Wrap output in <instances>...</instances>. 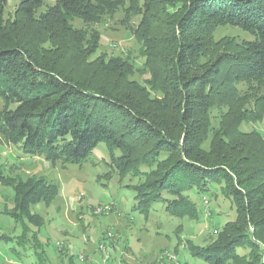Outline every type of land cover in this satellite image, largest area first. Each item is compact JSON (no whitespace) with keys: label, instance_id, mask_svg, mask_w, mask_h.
Segmentation results:
<instances>
[{"label":"trees","instance_id":"obj_1","mask_svg":"<svg viewBox=\"0 0 264 264\" xmlns=\"http://www.w3.org/2000/svg\"><path fill=\"white\" fill-rule=\"evenodd\" d=\"M7 2L0 0V136L63 164L82 163L105 143L121 175L142 177L132 186L134 209L146 216L162 201L171 215L196 218L187 192L219 188L235 219L209 244H189L190 253L206 264H264V138L240 128L264 106V0H56L46 8L21 0L13 18ZM121 8L123 25L139 19L148 80L162 94L143 113L148 102L126 90L145 89L128 79L125 62L90 61L99 41L72 25ZM227 26L248 37H217ZM107 73L126 86H111ZM10 184L12 214L39 225L31 206L50 204L59 187L42 177Z\"/></svg>","mask_w":264,"mask_h":264},{"label":"rangeland","instance_id":"obj_2","mask_svg":"<svg viewBox=\"0 0 264 264\" xmlns=\"http://www.w3.org/2000/svg\"><path fill=\"white\" fill-rule=\"evenodd\" d=\"M20 1L8 0L5 16L13 18ZM44 1L43 8L56 2ZM124 17L125 10L121 8L90 23L75 18L72 25L83 29L89 39L99 41L90 61L102 56L125 62L128 79L145 89L140 92L130 85L126 90L133 89L131 97L148 102L138 111L143 113L147 108L151 110L150 101L162 98V94L152 90L148 80L146 56L134 32L139 19L123 25ZM216 36L247 34L238 27L227 26L218 30ZM91 67L92 71L94 65ZM122 77L107 73L102 79L111 86L123 87L126 85L121 86ZM260 93L264 94V88ZM260 113V117L254 113L255 120L243 121L240 128L264 138V106ZM34 177L45 178L59 187L50 204L41 201L31 206L32 213L41 216L39 225L12 214L15 189L10 183ZM141 179L133 173L121 175L105 143L97 145L82 163L63 164L53 163L44 155L25 153L20 145L10 144L0 136V264H206L190 253L189 244L204 246L212 242L215 230L235 219L236 206L219 188L205 194L191 190L187 194L198 209L196 218L171 215L162 201L154 202L146 216L134 209L137 200L132 186Z\"/></svg>","mask_w":264,"mask_h":264}]
</instances>
